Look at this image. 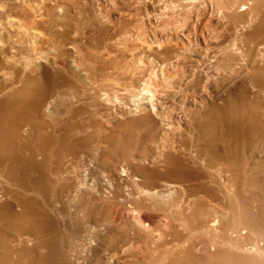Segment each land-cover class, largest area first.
<instances>
[{
    "label": "rangeland",
    "instance_id": "rangeland-1",
    "mask_svg": "<svg viewBox=\"0 0 264 264\" xmlns=\"http://www.w3.org/2000/svg\"><path fill=\"white\" fill-rule=\"evenodd\" d=\"M39 1L0 0V36L5 41L25 19L33 21L32 30L43 35L36 39L39 49L53 44L56 50L32 57L25 80L39 89L61 76L83 97L74 105L95 104L88 111L101 127L82 131L84 143L72 145L73 156L52 158L49 146L43 183L17 188L0 181V191L7 193L0 204L17 214L11 219L0 210V264H264V122L252 127L247 122V131H241L233 118L236 101L251 93L252 103L264 108V40L246 41V35L256 39L264 29V0L248 6L224 0L233 6L227 28L237 27L243 39L238 43L249 51L247 69L237 66L216 77L193 54L200 28L209 36L217 21L210 0L204 18L201 9H191L188 25L197 27V36L180 47L184 61L170 55L166 71L159 58L175 47L159 49L154 41L153 30L157 37L168 35L159 31L169 16L157 11L159 0ZM246 18L249 26L240 22ZM63 19L81 26L79 36L62 37ZM127 27L130 34L122 37ZM11 75L9 69L0 72V86ZM141 78H149L156 91L155 114L137 106ZM66 87L60 91L70 94ZM51 99L58 95L42 101V119H51ZM32 114L26 109L24 115L40 120ZM171 144L183 147L177 163ZM61 146L70 148L65 141ZM51 168H62V182H55L54 173L50 177Z\"/></svg>",
    "mask_w": 264,
    "mask_h": 264
},
{
    "label": "bare ground",
    "instance_id": "bare-ground-1",
    "mask_svg": "<svg viewBox=\"0 0 264 264\" xmlns=\"http://www.w3.org/2000/svg\"><path fill=\"white\" fill-rule=\"evenodd\" d=\"M32 1V0H30ZM206 0H159L157 11L161 14H169L166 21L162 24L161 33L168 32L165 38H162L159 34L156 36V31L153 30L154 41L157 43L159 49H162L161 45L165 44L170 46V43L175 47L174 50L169 47V50L164 49V53L171 52L168 56H161L159 61L162 64V69L166 71L171 67L170 55L184 61L178 54L180 47L185 48L186 43H190V39L193 36H197L195 25H188V17L192 12L191 9H201L200 16L205 17L206 13ZM215 3L214 14L217 16V21L211 24V34L206 36L204 31L205 27L202 26L198 32L201 37V43H199L197 51L193 54L198 55L205 60L213 69L211 74L216 77L220 75H228L235 71L237 66L247 69V60L249 49L247 46L238 43L243 41L240 31L234 25L232 29L227 28L228 18L230 17V11L233 6H228L224 0H210ZM247 1V2H245ZM42 4H46L47 0H40ZM144 2L153 3V0H139L136 4ZM251 0H242L241 6H248ZM246 3V5H244ZM34 10L40 9L35 3H31ZM180 9H185L183 13L185 16L177 17V13ZM99 10L106 12L105 7L100 6ZM255 11H258L257 9ZM252 12H250V15ZM59 24L61 35L64 38H74L79 36L81 33V26L75 21L63 19ZM247 23L246 26L250 25V19L246 18V21H240ZM33 21L25 19L21 24L23 28L19 32H13L8 34L7 40L3 41L0 36V58L3 59L0 62V72H4L6 69L11 70L12 75L7 81L1 83L0 86V181H3L6 186L22 187L27 188L32 184H41L48 180L44 174L46 167V151L49 146L52 158L65 157L66 155L73 156L76 154V150L72 149V145H82L84 143L83 130L88 132V128L91 125L101 127L100 123L92 118V115L88 110L90 107L95 106L94 103L83 105H74L82 100L83 97L79 93H76L68 82L65 81L61 76H53L54 80L48 79L45 85H41L40 88H35L32 79L25 80L26 69L31 67V58L35 55L46 54L50 55L56 50V46L50 44L47 50L39 49L36 39L40 36L43 37L42 33L35 32L32 30ZM172 24L173 30L168 29V26ZM245 27V26H244ZM130 34V28L127 27L123 30L122 37ZM175 37V38H173ZM39 39V38H38ZM264 40V29L258 31L257 38L252 39L246 35L247 43L251 44H263ZM151 49V46L149 47ZM247 49V51H246ZM186 51H183L185 53ZM239 55L243 59L236 58ZM240 60V62H236ZM167 63V64H166ZM166 64V65H165ZM253 68H258L253 63L250 64ZM248 78V84L253 86L254 77ZM171 76V74H169ZM47 77V76H46ZM93 83L97 87H101V82L98 77H91ZM49 82V86H47ZM21 87H20V86ZM33 85V86H32ZM67 86L66 89L70 88L72 92L70 94L61 92V88ZM140 88V97L137 106L141 109H149L155 114V102L154 95L155 89L151 87L149 78H141L140 83L137 86ZM199 91V89H197ZM74 91V92H73ZM203 94V88L201 89ZM54 95H58V99H51L48 101L47 109L53 104L51 108V119H42L38 114L42 101L47 98H51ZM254 94L244 101H236L239 105V111L236 112L237 106L234 105V119L240 123V130L247 131L245 124L250 123L249 127L253 124H261L264 122V108L262 111L258 109L257 105H254ZM138 100V99H137ZM46 101V102H47ZM248 101V102H247ZM91 102V101H89ZM64 106V108L60 107ZM264 106V104H263ZM54 108V109H53ZM60 108V109H58ZM228 108V106H227ZM26 109H30L33 113L34 118L40 120H29L25 117ZM229 109V108H228ZM97 113V112H96ZM54 114L57 115L54 119ZM87 118V120H85ZM244 121V123L242 122ZM248 134H252V130L248 129ZM87 135V134H86ZM61 141H65L70 148L65 151L61 146ZM171 150L173 155L171 159L174 163L179 161L178 152H183L181 145L171 144ZM71 149V150H70ZM70 150V151H69ZM15 153V154H14ZM58 164V161L56 160ZM62 169V168H61ZM61 169H50V177L56 181L62 182L61 175L63 171ZM181 174L178 178L184 177ZM186 177L181 178L184 181ZM8 189V188H6ZM11 191V189H10ZM4 194H7L3 190ZM2 191H0L1 197H4ZM28 202L23 200L20 201V205L25 212L29 211ZM0 210L6 211L13 216H17L13 213L10 205L7 203L0 204ZM9 222V218L7 219ZM7 223V222H6ZM8 226V223H7ZM9 227V226H8ZM110 262V258L107 262ZM263 264V263H262Z\"/></svg>",
    "mask_w": 264,
    "mask_h": 264
}]
</instances>
